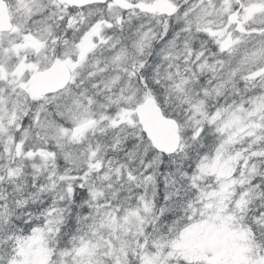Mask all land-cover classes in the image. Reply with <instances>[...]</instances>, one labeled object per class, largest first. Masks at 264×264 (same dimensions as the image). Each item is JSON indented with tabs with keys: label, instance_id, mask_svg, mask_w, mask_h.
Wrapping results in <instances>:
<instances>
[{
	"label": "snow or ice",
	"instance_id": "obj_1",
	"mask_svg": "<svg viewBox=\"0 0 264 264\" xmlns=\"http://www.w3.org/2000/svg\"><path fill=\"white\" fill-rule=\"evenodd\" d=\"M0 264H264V0H0Z\"/></svg>",
	"mask_w": 264,
	"mask_h": 264
}]
</instances>
